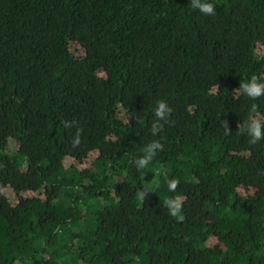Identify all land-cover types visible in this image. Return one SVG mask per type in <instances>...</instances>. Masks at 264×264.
I'll return each mask as SVG.
<instances>
[{"label": "trees", "instance_id": "16d2710c", "mask_svg": "<svg viewBox=\"0 0 264 264\" xmlns=\"http://www.w3.org/2000/svg\"><path fill=\"white\" fill-rule=\"evenodd\" d=\"M208 2L0 0V264H264V0Z\"/></svg>", "mask_w": 264, "mask_h": 264}, {"label": "clouds", "instance_id": "9594fccd", "mask_svg": "<svg viewBox=\"0 0 264 264\" xmlns=\"http://www.w3.org/2000/svg\"><path fill=\"white\" fill-rule=\"evenodd\" d=\"M191 7L198 9L204 15H215L214 5L208 0H190ZM238 90L241 94L247 96L252 100H256L261 96H264V83L260 82V78L257 75H252L247 82H242L239 84ZM156 108L154 111L155 120L153 121L150 132L153 136L163 130L164 123H168L169 116L173 112V109L164 101L158 100L156 102ZM257 105L252 104L248 118L243 121L242 124L237 125L238 132L241 134L246 133L249 137V144H256L262 139H264V122L256 115ZM75 122H65V127L70 128ZM221 126L225 129V134H230V128L227 120L221 121ZM81 129H77L75 136L73 137L71 143L73 146H77L80 143ZM163 144L158 140H153L145 146L144 155L135 160V165L138 170L146 168L149 163L153 160L157 151H163ZM167 182L168 190L175 191L179 186V180L168 179L165 176ZM150 191L147 189H142L137 191V198L140 201H145L146 195ZM164 206L168 209L169 214L178 220H183L184 216L182 214L183 199L180 196H175L172 198H167L163 201Z\"/></svg>", "mask_w": 264, "mask_h": 264}]
</instances>
